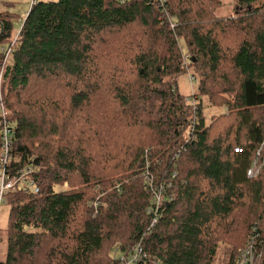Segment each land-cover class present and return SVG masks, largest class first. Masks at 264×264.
Returning a JSON list of instances; mask_svg holds the SVG:
<instances>
[{"label": "trees", "instance_id": "obj_1", "mask_svg": "<svg viewBox=\"0 0 264 264\" xmlns=\"http://www.w3.org/2000/svg\"><path fill=\"white\" fill-rule=\"evenodd\" d=\"M12 19L0 131L38 194L4 195L0 264H112L137 243L139 264H234L264 222V165L246 175L264 132V0L35 1L15 36Z\"/></svg>", "mask_w": 264, "mask_h": 264}, {"label": "built area", "instance_id": "obj_2", "mask_svg": "<svg viewBox=\"0 0 264 264\" xmlns=\"http://www.w3.org/2000/svg\"><path fill=\"white\" fill-rule=\"evenodd\" d=\"M32 0L30 7L34 4ZM192 78V77H190ZM192 80V79H190ZM1 100V94H0ZM1 114L4 117L5 112L1 108ZM234 152L240 153V149H234ZM14 158L12 156V136L7 124L2 122L0 131V203H4L3 197L8 191L20 190L24 194H37L38 187L35 183L29 180L30 169L17 168L13 164ZM260 161V163H259ZM264 165V132L261 148L258 150L254 159L247 170V177L255 178L260 168ZM162 189L155 191L153 195V207L149 210L154 213L151 226L156 222L159 207L161 204L160 193ZM119 257H113L112 264H139L145 263L148 259L142 246L137 243L134 244L127 252H119ZM234 264H264V222L255 223L246 237V240L239 250Z\"/></svg>", "mask_w": 264, "mask_h": 264}, {"label": "rangeland", "instance_id": "obj_3", "mask_svg": "<svg viewBox=\"0 0 264 264\" xmlns=\"http://www.w3.org/2000/svg\"><path fill=\"white\" fill-rule=\"evenodd\" d=\"M35 1H43V2H56L57 0H35ZM32 0H0V13L3 12L6 15L12 17L13 30L12 35H17L21 22L26 17L27 12L29 11ZM225 8L217 11L216 15H221L225 13ZM17 18V20H16ZM19 19V20H18ZM179 47L184 51L183 61L189 60V55L186 53L185 46L182 38L179 39ZM191 61L193 59L191 58ZM10 62L9 60L7 61ZM194 63V61H193ZM192 77V78H190ZM192 79V80H190ZM197 79L195 75H193L190 71L182 74L177 79V91L180 95L184 97H190L192 94L196 93V83ZM204 103V101H202ZM205 113V110H203ZM207 112V111H206ZM208 113V112H207ZM57 191H64L66 188L59 186L55 188ZM23 193V192H22ZM24 194V193H23ZM8 206L6 204L1 203L0 205V262L3 263L6 259L7 252V242H6V225H7V217H8ZM114 250V251H113ZM112 250V255L119 257L118 251L116 249Z\"/></svg>", "mask_w": 264, "mask_h": 264}, {"label": "bare ground", "instance_id": "obj_4", "mask_svg": "<svg viewBox=\"0 0 264 264\" xmlns=\"http://www.w3.org/2000/svg\"><path fill=\"white\" fill-rule=\"evenodd\" d=\"M38 194V193H37ZM8 203V202H7Z\"/></svg>", "mask_w": 264, "mask_h": 264}]
</instances>
